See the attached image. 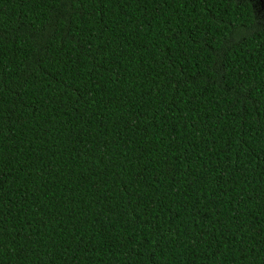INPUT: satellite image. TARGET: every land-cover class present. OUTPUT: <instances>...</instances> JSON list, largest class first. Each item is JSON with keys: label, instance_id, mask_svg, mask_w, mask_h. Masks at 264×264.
I'll list each match as a JSON object with an SVG mask.
<instances>
[{"label": "trees", "instance_id": "1", "mask_svg": "<svg viewBox=\"0 0 264 264\" xmlns=\"http://www.w3.org/2000/svg\"><path fill=\"white\" fill-rule=\"evenodd\" d=\"M257 2L0 0V264H264Z\"/></svg>", "mask_w": 264, "mask_h": 264}, {"label": "flooded vegetation", "instance_id": "2", "mask_svg": "<svg viewBox=\"0 0 264 264\" xmlns=\"http://www.w3.org/2000/svg\"><path fill=\"white\" fill-rule=\"evenodd\" d=\"M257 4L259 5V7H258L259 8V11L262 12V13H264V0H258Z\"/></svg>", "mask_w": 264, "mask_h": 264}, {"label": "rangeland", "instance_id": "3", "mask_svg": "<svg viewBox=\"0 0 264 264\" xmlns=\"http://www.w3.org/2000/svg\"><path fill=\"white\" fill-rule=\"evenodd\" d=\"M261 5V4H260ZM261 7V6H260ZM260 13V12H259ZM263 15H264V13H263Z\"/></svg>", "mask_w": 264, "mask_h": 264}]
</instances>
